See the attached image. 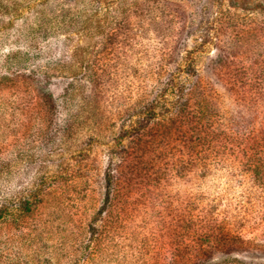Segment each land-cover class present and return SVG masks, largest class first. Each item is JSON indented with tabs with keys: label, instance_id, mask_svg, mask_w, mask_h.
<instances>
[{
	"label": "rangeland",
	"instance_id": "obj_1",
	"mask_svg": "<svg viewBox=\"0 0 264 264\" xmlns=\"http://www.w3.org/2000/svg\"><path fill=\"white\" fill-rule=\"evenodd\" d=\"M0 264H264V0H0Z\"/></svg>",
	"mask_w": 264,
	"mask_h": 264
},
{
	"label": "trees",
	"instance_id": "obj_2",
	"mask_svg": "<svg viewBox=\"0 0 264 264\" xmlns=\"http://www.w3.org/2000/svg\"><path fill=\"white\" fill-rule=\"evenodd\" d=\"M221 55L218 54L217 57V61H215L218 67L219 65H222L223 62L221 61ZM186 64V66L184 68L182 67H177V73L176 72H168L167 75L165 74L163 77L162 75L164 74H159V80L157 81L158 85L153 87L150 97L148 98V100L146 99V92L143 91L142 93L139 94V98L137 99V107L134 108L133 111V115L134 116H141L140 114H142L143 116L141 117H147L148 119H152L153 122H156V126L159 129V132H166L167 130H169V133L164 136L161 135V139L167 138V137H171L174 134V126L173 125H177L179 120H182V111L185 110V107H187V103H188V98L190 99V91L192 90V87L194 86L192 83L190 84V82L188 81L186 83V81H182L179 78V74L180 72L182 73H187V75H189L190 77L194 76L197 77L196 72H194L191 68V65L189 64V61H185L184 62ZM158 75V74H157ZM162 77V78H161ZM156 83V84H157ZM191 85V86H190ZM49 95V100L48 103L52 104L54 98L51 96L50 93H48ZM198 102L199 105V111H197V115L199 114V112H201L202 115V111L203 108L201 107L202 105L200 101H196ZM177 118V121H176ZM188 120L190 119V116L187 117ZM142 122H140V126H135L134 124L131 125L130 129L132 130L133 135H135V139H137L138 137H140L142 128L144 127L145 124H147L148 122H151L150 120H142ZM237 128V126H234L232 128ZM214 135L216 134L213 133ZM185 141L187 139V136L184 137ZM196 138L192 137L189 139H187L186 142H188V144H193L195 142ZM106 176V183L109 186H107V192H106V196L104 199V204H106V202L109 200L110 198V193H109V187H110V182L113 180V178L115 179V177L110 173V172H106L105 173Z\"/></svg>",
	"mask_w": 264,
	"mask_h": 264
}]
</instances>
